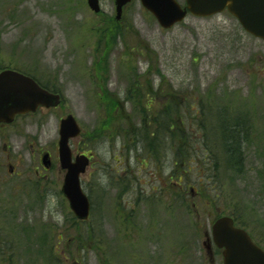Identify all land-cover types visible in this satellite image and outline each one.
I'll list each match as a JSON object with an SVG mask.
<instances>
[{
  "label": "rangeland",
  "instance_id": "rangeland-1",
  "mask_svg": "<svg viewBox=\"0 0 264 264\" xmlns=\"http://www.w3.org/2000/svg\"><path fill=\"white\" fill-rule=\"evenodd\" d=\"M99 3L95 13L86 0H0V67L27 70L62 96L56 108L0 126V240L9 246L2 264H223L221 251L211 243L209 257L203 242L211 240L214 218L227 213L237 214L264 247V42L227 11L188 15L163 29L139 0L124 7L119 24L111 20L114 0ZM131 79L156 94L153 110L168 95L177 103L195 96L251 120L243 174L215 202L188 199L178 189L185 207L180 197L171 198L169 154L160 168L136 149L129 163L126 152L122 157L114 131L126 130L130 118L139 122ZM68 114L81 127L70 141L73 155L93 154L82 176L92 205L83 235H76L60 192L58 132ZM100 130L109 138L90 146L88 137ZM44 152L51 154L47 171L40 164ZM121 159L117 174L114 160Z\"/></svg>",
  "mask_w": 264,
  "mask_h": 264
},
{
  "label": "trees",
  "instance_id": "trees-1",
  "mask_svg": "<svg viewBox=\"0 0 264 264\" xmlns=\"http://www.w3.org/2000/svg\"><path fill=\"white\" fill-rule=\"evenodd\" d=\"M111 20L115 24L120 23L115 17ZM119 37L124 39V31ZM43 86L48 90L56 91L48 84ZM132 86L138 89L139 103L141 101L146 103L135 104L132 99H129L133 101L132 114L137 116L140 126H138L139 122L134 123L130 118L129 127L126 130L119 128L114 131L113 137H120L123 141L122 157L126 152L129 163L131 153L136 149L143 157L148 156L149 164L160 168L169 154L171 198L175 200L180 197L181 206L185 207L183 196L177 195L176 189H178L188 199L194 196L203 197V199L211 197L215 202L224 186L230 182L234 183L233 176L239 178L243 174L244 147L251 138V120L243 114L228 111L225 107L212 102L210 106H207L202 99H197L195 96L192 98L186 96L184 102L177 103L170 94L168 98L171 100L168 99L166 105L153 110L151 101L156 94L151 87L137 79L129 81V87ZM176 97H178L177 94ZM198 116L202 119L197 120ZM188 118L190 121L185 120ZM121 119L127 121L126 118ZM107 138H109L108 134L100 130L88 137L87 141L90 146L97 147ZM114 161L116 164L112 169L118 174L117 164L119 162L124 164L125 161L122 159ZM123 169L125 170L124 167ZM102 170L106 171L107 168L103 166ZM89 187L87 183L86 188L83 181V188L87 194ZM186 209H190L188 205ZM69 213L77 225L76 235H83L84 230L81 232L80 228L85 221H78L71 212ZM221 215L232 216L239 226L247 229L237 214Z\"/></svg>",
  "mask_w": 264,
  "mask_h": 264
},
{
  "label": "water",
  "instance_id": "water-1",
  "mask_svg": "<svg viewBox=\"0 0 264 264\" xmlns=\"http://www.w3.org/2000/svg\"><path fill=\"white\" fill-rule=\"evenodd\" d=\"M131 0H114L116 19ZM141 5L156 19L163 29H170L188 14L209 17L227 11L237 19L248 34L264 41V0H185L182 6L177 0H140ZM89 8L98 13L99 0H87ZM61 102L58 93L42 88L35 80L18 71L6 69L0 72V123L11 124L19 115L36 112L39 107H57ZM81 128L73 115L61 119L59 125L58 157L65 170L61 192L69 207L80 220H86L90 202L83 191L80 176L86 172L90 159L84 154L72 156L70 140L79 136ZM42 164L48 168L50 156H42ZM215 246L222 249L223 264H264V251L248 233L235 226L229 216H221L211 226ZM211 253L209 240L203 243Z\"/></svg>",
  "mask_w": 264,
  "mask_h": 264
},
{
  "label": "flooded vegetation",
  "instance_id": "flooded-vegetation-1",
  "mask_svg": "<svg viewBox=\"0 0 264 264\" xmlns=\"http://www.w3.org/2000/svg\"><path fill=\"white\" fill-rule=\"evenodd\" d=\"M259 246H261V244H259ZM261 247L264 249L263 246ZM7 250L9 251V246L7 245V242H1L0 240V264L6 262V260L8 259ZM9 257H10V254H9Z\"/></svg>",
  "mask_w": 264,
  "mask_h": 264
}]
</instances>
